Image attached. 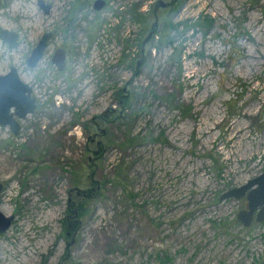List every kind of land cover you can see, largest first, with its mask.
Returning a JSON list of instances; mask_svg holds the SVG:
<instances>
[{
	"label": "rangeland",
	"instance_id": "1",
	"mask_svg": "<svg viewBox=\"0 0 264 264\" xmlns=\"http://www.w3.org/2000/svg\"><path fill=\"white\" fill-rule=\"evenodd\" d=\"M47 1L0 0V30L19 34L0 38V74L15 66L39 104L18 135L0 125V209L15 215L0 264H262L264 221L244 226L247 197L221 196L264 171V0H178L144 45L157 0ZM93 172L68 254L69 192L97 188Z\"/></svg>",
	"mask_w": 264,
	"mask_h": 264
},
{
	"label": "water",
	"instance_id": "2",
	"mask_svg": "<svg viewBox=\"0 0 264 264\" xmlns=\"http://www.w3.org/2000/svg\"><path fill=\"white\" fill-rule=\"evenodd\" d=\"M178 0H157L154 5L155 22L151 26L147 38L144 42L151 40L159 27L158 11L162 7H170ZM39 5L46 14L52 9V4L47 0H38ZM108 0H94V8L99 10L105 7ZM52 33L43 34L37 46L27 59L31 67L37 66L44 56V52L49 45ZM0 38L8 43L10 48H17L19 44V34L9 29L0 30ZM66 50L63 47L57 48L53 54L52 63L59 70L63 71L66 65ZM33 87L25 82L18 69L12 66L9 72L0 74V125L9 126L15 135H18L22 125L20 119L26 118L29 114L35 113L39 109L37 99L33 96ZM4 184L0 182V200ZM75 189V188H74ZM73 189V190H74ZM78 194H86V189L76 188ZM247 197V208L238 212V220L246 227L252 225V222L264 221V171L258 176L248 180L245 184L225 191L221 199L235 198L241 199ZM15 215H5L0 209V233H5L13 224ZM264 264V262L262 263Z\"/></svg>",
	"mask_w": 264,
	"mask_h": 264
},
{
	"label": "flooded vegetation",
	"instance_id": "3",
	"mask_svg": "<svg viewBox=\"0 0 264 264\" xmlns=\"http://www.w3.org/2000/svg\"><path fill=\"white\" fill-rule=\"evenodd\" d=\"M108 3H109V0H108ZM153 12H154V9H153ZM66 55H67V51H66ZM52 58H53V56H52ZM66 60H67V58H66ZM51 61H52V59H51ZM57 69H58V67H57ZM66 69H67V61H66L65 69L63 71H65ZM119 100H120L121 106H125V104L127 103L126 97L124 95H121ZM109 111L113 112L114 109H112V108H111V110L107 109L104 112L105 113L104 117H105L106 120H108L107 113H109ZM102 132L103 133H101V134H98L96 132L93 136H90V142L91 143H96V147H97L96 150H93V153L95 154V157L94 158H92V157L90 158V160L92 161L93 164H96L97 158H100L102 156V154H103V151H104L103 150L102 141L101 140H97L98 136H100L102 134H106L105 130H102ZM94 173L95 172L92 173L91 181H92V184H97L98 183L97 188L91 187V188L86 189L87 190L86 194H83V193L78 194L75 191L76 188H78V187L71 188V190L69 192V198H68V203H67V212H68V214H67V222H68L69 230L67 231L66 238L71 236L72 239H71L70 242L67 243V246H66V251H68V254L70 253V250H69L70 246L73 243H75V241H76L75 240V236H76V234L78 232V229H79V225L78 224H80V221H81L80 218H79V216H80L79 215L80 205H85L83 202L92 199L98 193V191L100 190V184H99V182L97 180H95ZM73 192H75V195L77 196L79 201H77L74 198Z\"/></svg>",
	"mask_w": 264,
	"mask_h": 264
},
{
	"label": "trees",
	"instance_id": "4",
	"mask_svg": "<svg viewBox=\"0 0 264 264\" xmlns=\"http://www.w3.org/2000/svg\"><path fill=\"white\" fill-rule=\"evenodd\" d=\"M156 35L154 34L152 37H155ZM147 38V37H146ZM145 38V40H146ZM152 39V38H151ZM145 42V41H144ZM144 42H142V44H144ZM170 42H172V40H170ZM127 100V98H126ZM128 101V100H127ZM88 213V210L87 208L84 206V205H80V209H79V215L80 216H84ZM69 230L68 228V222L67 220L63 221V232L64 234L66 235L67 234V231ZM51 253H49L47 256H45V260H47V258H49Z\"/></svg>",
	"mask_w": 264,
	"mask_h": 264
}]
</instances>
